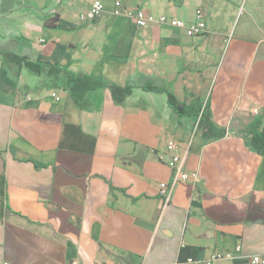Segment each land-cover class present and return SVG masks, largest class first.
<instances>
[{"label":"crops","instance_id":"crops-1","mask_svg":"<svg viewBox=\"0 0 264 264\" xmlns=\"http://www.w3.org/2000/svg\"><path fill=\"white\" fill-rule=\"evenodd\" d=\"M94 1L0 0V264H189L220 251L235 256L214 264H254L264 155L244 130L264 125V0H124L187 24L201 8L207 32L194 36L139 27L114 14L115 0L81 20ZM7 53L133 89L124 103L93 90L80 106L55 87L64 76L31 75ZM145 84L168 88L187 113ZM204 104L222 136L197 128ZM171 140L199 178L164 204Z\"/></svg>","mask_w":264,"mask_h":264},{"label":"trees","instance_id":"trees-1","mask_svg":"<svg viewBox=\"0 0 264 264\" xmlns=\"http://www.w3.org/2000/svg\"><path fill=\"white\" fill-rule=\"evenodd\" d=\"M11 60L26 66L38 74L47 73L53 75L56 79L64 76L66 79L65 84L56 83L55 87L64 88L69 90L73 98L82 106L81 101L87 96V94L93 90L100 88H108L114 101L124 103L130 96L133 85L120 86L114 83L97 79L85 72H71L61 67L36 63L26 56L16 55L14 53L6 54ZM143 87L146 90L166 93L168 101L171 107L178 113L184 114L186 111V104L182 103L173 92L168 88L160 87L152 84H145ZM206 104L204 110L201 111L198 119L197 128L203 129L206 136L218 137L222 136L225 132L224 129L217 128L210 122L208 114H205ZM249 136V142L251 147L258 153L264 155V125L261 118L256 117L244 130Z\"/></svg>","mask_w":264,"mask_h":264},{"label":"built area","instance_id":"built-area-1","mask_svg":"<svg viewBox=\"0 0 264 264\" xmlns=\"http://www.w3.org/2000/svg\"><path fill=\"white\" fill-rule=\"evenodd\" d=\"M104 10V4L102 0H95L90 8L79 15L81 20H86L88 18L96 17L101 14ZM125 13H130L133 21L139 27H145L150 24H168L172 27L183 28L186 31V34L189 36L199 35L207 32V22L205 20L204 12L201 8L196 10V19L193 23L187 24L184 20L176 17L169 16L166 14L155 15L150 13L142 8H136L132 11H129L128 7L125 6L124 0H115V15H122ZM53 96L59 100L61 96L55 91L53 92ZM205 104L203 106L202 111L204 110ZM255 112H258V109H255ZM198 125V122H197ZM167 148L171 153V159L169 161V165L172 168V178L169 181H161L159 183V196L163 199L164 204H169L172 200V196L175 190V187L181 183L185 182L191 177L196 179L199 178V173L197 171L188 172L185 169V157L177 152V142L175 140H171L167 144ZM241 251V245H238L235 253ZM234 252L231 251H220L214 253L210 258L205 259L203 261H198L193 258H188L189 264H214L217 259H221L224 257H234ZM254 264H264V257L260 255H256L253 257ZM3 264H11L9 261H5ZM166 264H180L178 262H171Z\"/></svg>","mask_w":264,"mask_h":264},{"label":"rangeland","instance_id":"rangeland-1","mask_svg":"<svg viewBox=\"0 0 264 264\" xmlns=\"http://www.w3.org/2000/svg\"><path fill=\"white\" fill-rule=\"evenodd\" d=\"M26 71L29 73V74H31V75H35V72L33 71V70H31L30 68H26ZM37 77V81H38V83H46V82H48V79H49V77L47 76V75H44V76H42L41 78L40 77H38V76H36ZM64 81V84H65V82H66V80L65 79H63ZM46 85V84H45ZM198 122V121H197ZM196 130H197V128H196Z\"/></svg>","mask_w":264,"mask_h":264}]
</instances>
